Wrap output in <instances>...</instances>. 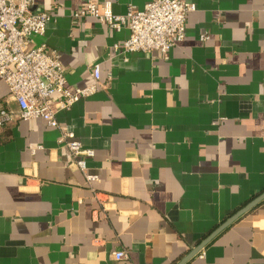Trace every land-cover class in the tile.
<instances>
[{
	"label": "crops",
	"instance_id": "1",
	"mask_svg": "<svg viewBox=\"0 0 264 264\" xmlns=\"http://www.w3.org/2000/svg\"><path fill=\"white\" fill-rule=\"evenodd\" d=\"M108 1L121 15L151 0ZM183 1L181 42L124 54L128 30L76 19L83 0H34L52 19L31 43L58 52L67 89L99 66L56 119L93 150L100 201L58 129L0 126V264H177L264 191V0ZM1 106L17 110L0 78ZM185 264H264V199Z\"/></svg>",
	"mask_w": 264,
	"mask_h": 264
},
{
	"label": "built area",
	"instance_id": "2",
	"mask_svg": "<svg viewBox=\"0 0 264 264\" xmlns=\"http://www.w3.org/2000/svg\"><path fill=\"white\" fill-rule=\"evenodd\" d=\"M33 3L34 0H0V78L7 84L9 97L17 107L15 112L0 107V126L40 118L49 127L58 129L59 142L68 149L72 165L83 174L86 186L100 201L93 187L98 176L86 172V160L94 156L93 150L84 148L75 134L60 126L56 119L58 111L69 109L96 91L99 66L92 68L93 84L73 91L67 89L58 52L45 44L31 43L32 36L44 35L52 19L44 11H32ZM195 10V4L183 0H151L142 10L128 8L125 14L118 15L113 13L108 0H83L73 16L78 20L92 17L115 31L127 29L128 38L113 46L124 54L153 50L166 53L184 39L187 15ZM112 257L119 261L127 254L118 250Z\"/></svg>",
	"mask_w": 264,
	"mask_h": 264
},
{
	"label": "water",
	"instance_id": "3",
	"mask_svg": "<svg viewBox=\"0 0 264 264\" xmlns=\"http://www.w3.org/2000/svg\"><path fill=\"white\" fill-rule=\"evenodd\" d=\"M264 199V191L251 199L243 207L234 212L230 217L224 220L219 226H217L212 232H210L203 240H201L189 253H187L177 264H185L191 258H193L198 252H200L206 244H208L217 234L232 224L240 216L248 212Z\"/></svg>",
	"mask_w": 264,
	"mask_h": 264
}]
</instances>
